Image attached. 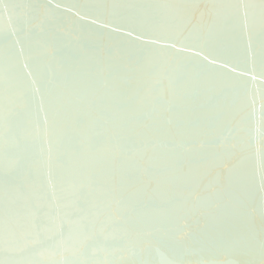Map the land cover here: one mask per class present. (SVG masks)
Returning <instances> with one entry per match:
<instances>
[{"label":"water","instance_id":"95a60500","mask_svg":"<svg viewBox=\"0 0 264 264\" xmlns=\"http://www.w3.org/2000/svg\"><path fill=\"white\" fill-rule=\"evenodd\" d=\"M0 264H264V0H0Z\"/></svg>","mask_w":264,"mask_h":264}]
</instances>
